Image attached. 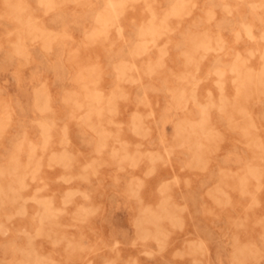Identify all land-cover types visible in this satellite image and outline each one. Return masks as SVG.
I'll return each mask as SVG.
<instances>
[{
  "label": "rangeland",
  "instance_id": "rangeland-1",
  "mask_svg": "<svg viewBox=\"0 0 264 264\" xmlns=\"http://www.w3.org/2000/svg\"><path fill=\"white\" fill-rule=\"evenodd\" d=\"M234 263L264 264V0H0V264Z\"/></svg>",
  "mask_w": 264,
  "mask_h": 264
},
{
  "label": "bare ground",
  "instance_id": "bare-ground-1",
  "mask_svg": "<svg viewBox=\"0 0 264 264\" xmlns=\"http://www.w3.org/2000/svg\"><path fill=\"white\" fill-rule=\"evenodd\" d=\"M113 5V4H112ZM116 5V4H115ZM114 6V5H113ZM115 10V9H114ZM130 62V61H129ZM36 94V93H35ZM11 105V104H10ZM106 109V108H105ZM42 111V110H41ZM49 119H47V121H48ZM114 120V119H113ZM52 121H50V123H51ZM123 122V121H122ZM47 123V122H46ZM64 127V126H63ZM167 127V126H166ZM48 128V127H47ZM165 130H166V128H165ZM141 135V134H140ZM166 149V148H165ZM68 151V150H67ZM63 156V155H62ZM62 156H61V159H62ZM71 157H73V156H70V158ZM69 158V159H70ZM29 159V158H28ZM187 164V163H186ZM155 169V168H154ZM4 173V172H3ZM24 179V178H23ZM25 184V183H24ZM13 186V185H12ZM12 188V187H11ZM56 189V188H55ZM136 189V188H135ZM13 191V190H12ZM18 197H19V195H18ZM16 198V197H15ZM138 219V218H137ZM137 219H136V221H137ZM137 223V225L136 226H138V223H139V221H137L136 222ZM149 231V230H148ZM161 236V235H160ZM155 237V236H154ZM235 264V263H234ZM248 264V263H247Z\"/></svg>",
  "mask_w": 264,
  "mask_h": 264
}]
</instances>
